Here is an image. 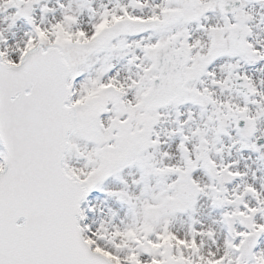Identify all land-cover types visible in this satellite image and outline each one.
<instances>
[{"label": "snow or ice", "instance_id": "obj_1", "mask_svg": "<svg viewBox=\"0 0 264 264\" xmlns=\"http://www.w3.org/2000/svg\"><path fill=\"white\" fill-rule=\"evenodd\" d=\"M0 264H264V0H0Z\"/></svg>", "mask_w": 264, "mask_h": 264}]
</instances>
